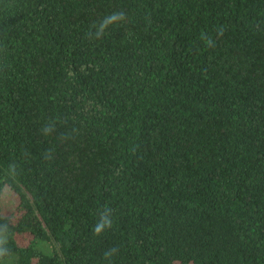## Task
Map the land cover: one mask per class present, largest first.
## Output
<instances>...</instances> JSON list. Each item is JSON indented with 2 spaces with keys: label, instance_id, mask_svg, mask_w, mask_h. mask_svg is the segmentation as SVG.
<instances>
[{
  "label": "trees",
  "instance_id": "obj_1",
  "mask_svg": "<svg viewBox=\"0 0 264 264\" xmlns=\"http://www.w3.org/2000/svg\"><path fill=\"white\" fill-rule=\"evenodd\" d=\"M7 259L264 264V0H0Z\"/></svg>",
  "mask_w": 264,
  "mask_h": 264
},
{
  "label": "clouds",
  "instance_id": "obj_2",
  "mask_svg": "<svg viewBox=\"0 0 264 264\" xmlns=\"http://www.w3.org/2000/svg\"><path fill=\"white\" fill-rule=\"evenodd\" d=\"M118 19H123L122 13H113L109 17H107L104 21L101 23V31L103 28H105L108 24L115 22ZM112 226V221L109 217V214L107 212H104L100 216L99 222L94 227V232L96 235L101 234L106 228H110ZM115 250H111L108 253H105V256L108 257L114 252Z\"/></svg>",
  "mask_w": 264,
  "mask_h": 264
},
{
  "label": "rangeland",
  "instance_id": "obj_3",
  "mask_svg": "<svg viewBox=\"0 0 264 264\" xmlns=\"http://www.w3.org/2000/svg\"><path fill=\"white\" fill-rule=\"evenodd\" d=\"M17 202H18V199L16 195L8 190L4 192L1 206L2 208H4V211H6L7 213L9 210L15 207ZM2 264H16V263L13 261V259H7Z\"/></svg>",
  "mask_w": 264,
  "mask_h": 264
}]
</instances>
